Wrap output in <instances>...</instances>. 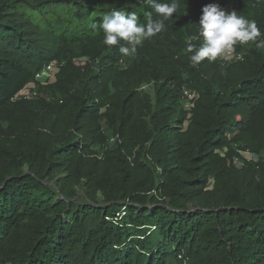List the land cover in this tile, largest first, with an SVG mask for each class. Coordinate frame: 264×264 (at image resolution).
Wrapping results in <instances>:
<instances>
[{
	"label": "trees",
	"instance_id": "trees-1",
	"mask_svg": "<svg viewBox=\"0 0 264 264\" xmlns=\"http://www.w3.org/2000/svg\"><path fill=\"white\" fill-rule=\"evenodd\" d=\"M223 1L261 35L193 66L216 0H177L134 57L99 21L143 22V0H0V264H264V0ZM53 62L42 98L13 101Z\"/></svg>",
	"mask_w": 264,
	"mask_h": 264
},
{
	"label": "clouds",
	"instance_id": "clouds-1",
	"mask_svg": "<svg viewBox=\"0 0 264 264\" xmlns=\"http://www.w3.org/2000/svg\"><path fill=\"white\" fill-rule=\"evenodd\" d=\"M143 3L152 10L144 14L143 22L135 12L119 9L104 14L99 21V29L104 34L103 43L109 46L120 45L119 52L123 56L134 57L138 46L166 29L165 22L172 19L179 8L177 0H143ZM198 24L202 43L199 47L192 43L187 45L193 66L205 59L215 61L223 58L225 53L233 51L237 44L244 45L256 41L261 35L255 20L239 15L236 10L229 12L215 3L202 8ZM92 27L96 28L97 24L93 23ZM190 39L195 40L197 37ZM261 46H264V40L257 44V47Z\"/></svg>",
	"mask_w": 264,
	"mask_h": 264
},
{
	"label": "built area",
	"instance_id": "built-area-1",
	"mask_svg": "<svg viewBox=\"0 0 264 264\" xmlns=\"http://www.w3.org/2000/svg\"><path fill=\"white\" fill-rule=\"evenodd\" d=\"M244 53L237 52L234 49L231 52H227L225 56L227 58H236V61L243 60ZM62 64H58L56 62L50 63L46 65L40 72H38L35 76L34 81L27 85L21 92H19L13 101L19 100H36L43 97V94L39 92V88L47 87L48 85L53 84L56 81L57 75L60 72ZM184 98L191 103L190 110L194 107L195 101L198 99V94L192 90H184L183 92ZM118 138H112L110 140L111 144L116 143ZM238 156L233 158V165L237 169H242L246 166L247 163L254 162L257 163L260 160V156L252 153L249 150H239L237 149Z\"/></svg>",
	"mask_w": 264,
	"mask_h": 264
},
{
	"label": "rangeland",
	"instance_id": "rangeland-1",
	"mask_svg": "<svg viewBox=\"0 0 264 264\" xmlns=\"http://www.w3.org/2000/svg\"><path fill=\"white\" fill-rule=\"evenodd\" d=\"M216 4H219L223 9H225L229 12L232 8V6L230 4H226L223 0H216ZM244 54H245V52H244ZM220 59L225 60L227 62H235L236 61V58H227L226 56H224L223 58H220ZM144 89H146V87H144ZM183 92H184V90H183ZM42 94L44 95V93H42ZM190 105H191V103L188 102V100L186 98H184V96H183L182 100H181V106L185 110L189 111ZM222 154H224V152ZM212 185H213V183L211 184L210 188H212Z\"/></svg>",
	"mask_w": 264,
	"mask_h": 264
}]
</instances>
